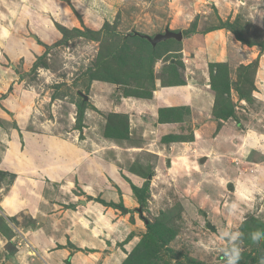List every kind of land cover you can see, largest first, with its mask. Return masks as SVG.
<instances>
[{"label": "rangeland", "instance_id": "374dc122", "mask_svg": "<svg viewBox=\"0 0 264 264\" xmlns=\"http://www.w3.org/2000/svg\"><path fill=\"white\" fill-rule=\"evenodd\" d=\"M0 30L8 37H0L1 127H10L2 114L16 115L17 130L24 123L61 144L89 141L83 146L89 152L91 142L106 139L111 153L129 144L150 147L130 165L119 156H110L117 161L106 167L90 153L82 156L70 180L83 191L54 187L47 215L37 209L35 217L18 205L21 192L10 190L14 175L0 148V264H227L226 233L241 249L239 264H264V0H0ZM166 31L182 33L181 44L170 39L154 46L144 38ZM194 49L225 60L217 69L207 56L215 109L203 122L204 133L213 129L212 136L202 133V140L209 136L207 151L195 150L202 140L189 146L195 123L186 109H161L165 128L157 137L130 136L122 99H151L143 81L152 88L156 75L163 84L183 80L184 60L196 59ZM152 67L158 74H149ZM211 73L219 75L216 88ZM240 76L246 82L235 93ZM107 185L114 200L104 195ZM82 200L108 218L100 222L102 248H73L69 230L63 232L73 226V203ZM257 230L262 235L254 242ZM63 248L70 250L67 258Z\"/></svg>", "mask_w": 264, "mask_h": 264}, {"label": "crops", "instance_id": "0c3cea01", "mask_svg": "<svg viewBox=\"0 0 264 264\" xmlns=\"http://www.w3.org/2000/svg\"><path fill=\"white\" fill-rule=\"evenodd\" d=\"M0 32L2 31L0 30ZM3 33L4 32H2V34ZM3 36L4 37H0L8 41L7 35L3 34ZM3 49H5V43L1 44L0 41V59ZM194 52L196 55V59L199 57L200 60L201 57V62L198 59L191 60L192 58H190L189 60H184L186 61L187 69L186 73L182 74L184 75L183 80L181 79L178 85L163 86L159 80H156V88L153 90L151 99H137L133 101H126L124 98L122 99L123 105L127 104V107H129L127 113L130 136L134 134V136H141V138L144 140H148L145 138H151L154 136L157 137L159 135V131L165 128L162 121L160 122V110H172L175 108L179 110H189L190 113L194 115L192 122L195 123V125H193L194 129L192 131V134H194L195 138L192 143H189V146H192L193 144L192 149H194L195 143L199 144V142H201L203 134L205 135L209 132L212 136L213 129L204 133L207 125H205V123L203 124L205 120L209 121L212 117H214L215 110L213 91H211L208 85L210 73L208 72L207 66L208 62L210 63L211 61L207 56H209L211 60L214 56V62L222 63L225 62L223 58L224 55H208V53H205L206 49H194ZM184 56L185 55H183L182 57ZM10 59L13 60L12 57H10ZM190 64H194L195 68H191ZM239 64L241 65L242 61H239ZM197 69L200 70L199 77L201 78V81H199V79L197 78ZM0 71L2 70L0 69ZM256 94L258 93L255 91L253 95L256 97ZM262 95L264 96V92ZM132 102H135L137 104L140 103L141 105H144L145 108H142V110H140L135 107ZM17 113H19V111H17ZM199 118L202 120H200ZM2 119H4V121L8 120V123L10 125L9 130L7 128L4 129L0 126V148L1 151H3V156L6 155L7 159L9 160V162L7 161L6 166H9L10 169H8L9 171H7L14 175V180L10 185V190H19L21 192V194L18 195L20 198L17 199H20L18 205H27V208H30L29 212L32 217H35V215H33L35 211L36 216L39 213L37 209L42 210L40 216L47 215L48 209L51 207L52 201H54V198L52 200V197L49 196L48 198L47 195L49 191L54 187L61 188L62 185L63 188L65 187L67 188V190L74 191L75 189L73 187L76 186V188L80 190V193L81 191H83L80 186L76 185L77 180H70V178L72 177L70 174L74 172L73 167H75L77 164L81 165L82 162L80 163V160H82V156L86 155L89 157L90 153V159H92L93 161L97 159L100 162V166H105L104 163L109 162L112 164L114 162L116 163L117 160L110 158V156L113 155L114 158H118L119 156V160L123 165H130L131 162H135L138 159L141 152L149 151L148 149L150 148L146 146L142 147L139 145L132 147L133 145L129 144V146L131 147L125 148V151H119V153H111V150L109 149L114 146L109 147L110 139L105 138L106 141H102V143L96 141L91 142L89 152L88 150H85L86 148L83 147L85 146V143L89 145V141L81 144V146H74L69 143H67L68 145H65V141L61 144L51 137L37 134L35 132L33 133L32 130H28L29 127H26L24 123H18L20 126V131L17 130V128H14L12 124V122L14 123L13 120L17 121V119H19L16 115L10 117L6 114H2ZM215 124H213V126H215ZM155 130L157 135L153 134ZM202 141V147L197 146L198 150L195 149L197 152L204 151L206 149L207 145L209 144L207 143L209 141V136L207 135L205 138H203ZM113 142L114 145H119V143H115L114 140ZM123 145H126L125 142ZM202 158L203 156L200 157V159ZM90 159H86V163ZM73 164H75V166ZM79 168L81 167L79 166ZM91 172H94V170L91 169ZM80 173L81 172L76 174L79 176ZM80 176L82 177V174ZM135 181L136 180H134L133 182ZM2 184L5 183L2 182ZM0 186L2 187L3 185ZM124 187L125 185L123 184L122 190H124V192L126 193L127 188ZM88 189H92L94 191V187H89ZM73 191L71 193L74 194ZM88 192L86 193L88 194ZM101 193L103 194V192ZM125 193H123L124 200L125 198H127V193ZM104 195H106V198H112L113 200L114 198H117L114 192H110L108 185L104 191ZM87 196L93 197L94 194L90 193V195ZM76 197L74 200L77 201L81 200L80 198H83L78 193ZM118 199H121V195L120 197H118ZM77 201L73 203L74 208L70 209V211L73 213V217H75V219H73V226L69 228L68 225H66L63 232L65 233L67 232V230H69L68 232L70 233L72 246L77 249L79 248L81 250H85L89 248L95 249L98 247H104L106 241H104V239H101V234L99 235V230L103 227L100 226V222H107L108 218L106 216H103L102 213L99 214V212L103 209H100L98 205H95L96 203H86L83 202V200L82 202H80V206L78 205V207L75 205ZM57 202L58 200H56L54 203ZM57 204L59 205L60 203ZM6 208L7 207L4 204L3 211H6L8 209ZM75 211L76 213H74ZM61 213L62 212L60 211L59 215H61ZM43 226L44 223L42 224L41 228ZM128 230L130 232L134 231V229H131V227H128ZM59 240L60 239H58V241ZM62 250V254H64L65 258H67L71 254L70 250H68L67 248H63ZM79 255L82 254L76 255V257H78Z\"/></svg>", "mask_w": 264, "mask_h": 264}, {"label": "trees", "instance_id": "16d2710c", "mask_svg": "<svg viewBox=\"0 0 264 264\" xmlns=\"http://www.w3.org/2000/svg\"><path fill=\"white\" fill-rule=\"evenodd\" d=\"M232 26V25H231ZM193 30H195V29H193ZM196 31V30H195ZM195 31H192V33L191 34H196L197 32H195ZM89 34H90V32H88ZM188 34H190V33H188ZM145 38V37H144ZM139 39V38H138ZM238 39L241 41V42H243L244 41V38L243 37H241V36H239L238 37ZM141 41H145L146 43H147V45L149 46V48L150 49H154L155 50V48H153L149 43H148V41H146L145 39L143 40V39H141ZM173 41H175V44L174 45H180L181 44V42H179V41H176L175 39H173ZM162 50V49H161ZM180 50V49H179ZM163 51V50H162ZM157 59V58H156ZM222 64V63H221ZM218 65H220V63H215V64H213L212 63V65H209V66H212V67H214V68H216L217 67V69L218 68H220ZM251 66V65H250ZM185 71H186V69H184ZM148 72H149V74L151 75V76H153V74H158V71H157V69H155V70H153V67L150 69V70H148ZM177 72H175V73H173L174 75L176 74ZM150 76V77H151ZM219 76V75H218ZM216 74H212L211 73V80H212V83H213V87H217L215 84H214V80L216 79V78H218L219 79V77H218ZM157 77V75L155 76V79L156 80H159L160 82H161V84L163 85V86H176V85H178L180 82H175V83H172V84H163V80L161 79V78H156ZM246 77V76H245ZM245 77L243 78V76H240L239 77V80L238 81H236V82H239L240 81V83L238 84V87H236V85H235V88H234V91H235V93L244 85H241L240 87H239V85L240 84H242L243 82L245 83L246 82V79H245ZM221 80V79H220ZM156 82L157 81H155L154 82V85H153V87L151 88V85H148V83L147 82H145V81H143V84H144V86L145 87H147V91H151L150 92V97L152 96V93H153V90L156 88V86H155V84H156ZM235 81L233 82V83H236ZM215 85V86H214ZM214 88V89H215ZM237 88H238V90H237ZM228 91V90H227ZM229 92V91H228ZM230 93V92H229ZM247 102V101H246ZM138 191V190H137ZM139 194H141L140 192H139ZM135 196H136V198L139 200V202L141 203L142 201H144V198L142 199V196H139V195H136L135 194ZM140 198H141V200H140ZM149 226V225H148ZM73 248H75V247H73ZM75 252V251H74ZM73 254V253H72Z\"/></svg>", "mask_w": 264, "mask_h": 264}, {"label": "clouds", "instance_id": "9594fccd", "mask_svg": "<svg viewBox=\"0 0 264 264\" xmlns=\"http://www.w3.org/2000/svg\"><path fill=\"white\" fill-rule=\"evenodd\" d=\"M148 36H145V38ZM147 39V38H146ZM148 40V39H147ZM262 233L257 230L252 234V240L254 242H258L261 239ZM234 237L230 234H225L224 244L230 248V251L226 257L227 264H239V260L241 258V249L238 247H232Z\"/></svg>", "mask_w": 264, "mask_h": 264}, {"label": "water", "instance_id": "95a60500", "mask_svg": "<svg viewBox=\"0 0 264 264\" xmlns=\"http://www.w3.org/2000/svg\"><path fill=\"white\" fill-rule=\"evenodd\" d=\"M154 46L160 42L167 41L170 39H175L177 41H182V33H174L171 31H166L165 34H158L155 38L146 37Z\"/></svg>", "mask_w": 264, "mask_h": 264}]
</instances>
